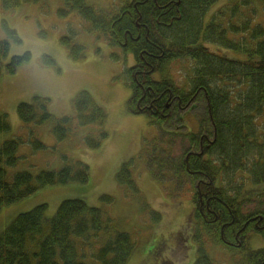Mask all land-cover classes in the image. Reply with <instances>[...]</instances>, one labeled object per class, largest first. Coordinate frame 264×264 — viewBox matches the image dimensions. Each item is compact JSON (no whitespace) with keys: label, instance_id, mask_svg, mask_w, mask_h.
Masks as SVG:
<instances>
[{"label":"trees","instance_id":"1","mask_svg":"<svg viewBox=\"0 0 264 264\" xmlns=\"http://www.w3.org/2000/svg\"><path fill=\"white\" fill-rule=\"evenodd\" d=\"M0 1L3 11L14 10L21 4V0ZM61 1L64 8L58 11L60 16L76 13L89 25L88 32L105 39L109 47L133 56L134 65L124 71L131 91V115H145L156 129H164L168 135L172 127L191 130L182 134L191 148L198 151H188L180 167L194 185V264H214L206 253V244L223 245L239 253L244 264H264V249L249 248L251 233L264 239V212H242L243 202L252 201L243 196L245 180L252 185L264 184V124L257 125L259 120L264 122V27L249 25L252 18L240 26L224 28L215 20L205 26V15L218 0H123L112 15L96 11L85 0ZM254 1L264 2L243 3L249 2L250 8ZM229 7L232 11L237 8L233 4ZM2 28L8 39L0 41V62L8 56L11 41L21 43L6 21H2ZM240 34L239 40L230 37ZM60 42L69 49L73 60L81 58L84 48L72 44L70 36L62 37ZM209 44L218 49L210 50ZM221 49L241 58L224 56ZM30 59L29 52L13 56L6 65L7 73L15 74ZM45 60L54 63L50 57ZM175 61L193 64L187 77L188 91L165 73L166 67ZM200 102L204 103L206 113L200 121L202 128L199 122L197 129L190 128L188 123L180 124L175 116L183 119L188 107ZM47 103L39 97L34 98L33 104L19 103L17 116L24 124L55 123L52 132L62 141L71 119L55 120ZM73 105L80 126L104 124L106 114L87 91L77 94ZM10 128L6 116H0V136L9 133ZM101 138L104 140L107 135L103 133ZM21 143L20 138H13L0 144V210L41 188L88 182L87 166L81 162L73 165L64 157L65 164L59 171H42L36 176L23 171L9 181L6 168L17 165ZM86 143L92 149L101 146V142H92L90 138H86ZM32 146L34 151L45 148L38 139L32 140ZM125 165L117 174V181L136 198L140 193ZM101 199L111 202L107 196ZM254 200L263 203L264 190ZM46 211V204L38 205L19 214L8 225L0 235V264H85L82 259L86 254L79 250L75 240H81L83 248L93 235L101 232L112 237L91 254L98 264H126L130 259L134 250L131 237L124 232H111L106 226L111 220L105 221L99 208L72 199L62 201L50 219L46 218ZM154 216L155 221L160 219V215Z\"/></svg>","mask_w":264,"mask_h":264},{"label":"rangeland","instance_id":"2","mask_svg":"<svg viewBox=\"0 0 264 264\" xmlns=\"http://www.w3.org/2000/svg\"><path fill=\"white\" fill-rule=\"evenodd\" d=\"M85 1L107 15L115 14L123 3V0ZM243 1L218 0L208 9L205 26L213 20L224 28L240 26L252 18L249 25L264 27V2L254 1L255 4L248 8L250 3ZM232 4L237 6L233 11L229 7ZM63 8L61 0H21L14 10L3 11L0 1V41L8 39L2 21H6L21 39L18 44L10 42L8 56L0 62V116L5 115L11 127L9 133L0 136V144L13 138L22 141L17 165L6 168L9 181L18 172L27 171L36 176L42 171H59L65 164L64 157L73 165L81 162L87 166L88 182L41 188L30 197L4 207L0 210V235L19 214L38 205H47L46 218L50 219L62 201L78 199L89 207L99 208L104 220H111L106 224L111 232H124L131 237L134 250L126 264H194L197 258L192 240L194 185L180 167L188 151H198L196 147L191 148L192 144L182 134L191 130L172 127L168 135L164 129H156L145 115H131L128 111L131 91L126 85L124 71L134 64L133 56L109 47L105 39L88 32L89 25L76 13L60 16L58 11ZM64 36H70L72 44L83 46L81 58L73 60L69 56V49L60 42ZM230 37L239 40L241 34ZM208 47L212 51L218 49L216 45ZM221 50L224 56L240 57ZM26 52L31 55L30 61L18 67L15 74H8L6 65L10 59ZM45 57H50L54 63L47 62ZM192 65L186 61L171 62L165 73L168 72L178 87L188 91L187 77L191 75ZM81 91H87L106 114L102 126L78 124L73 104ZM36 97L48 101L47 110L55 120L71 119L62 141L52 132L53 122L36 125L19 120L17 105L33 104ZM187 110L183 119L178 114L175 117L180 124L188 123L190 128L197 129V122L205 118L204 103L193 104ZM262 124L263 120L257 122L258 127ZM202 126L200 123V128ZM103 133L107 135L104 140ZM86 138L101 142V146L90 148ZM34 139L42 142L45 148L34 151ZM124 164L139 190L136 198L117 181ZM263 190L264 184L252 185L245 180L243 196L252 201L243 202V213L264 212V202L254 200ZM102 196L110 197L111 202L103 201ZM154 214L160 215L158 221L154 220ZM111 237L106 232L93 235L89 237V245L83 248L82 241L75 240L79 250L86 254L83 262L98 264L91 254ZM249 241L251 250L264 249V239L258 234L251 233ZM205 248L214 264H244L239 253L223 245L206 244Z\"/></svg>","mask_w":264,"mask_h":264},{"label":"flooded vegetation","instance_id":"3","mask_svg":"<svg viewBox=\"0 0 264 264\" xmlns=\"http://www.w3.org/2000/svg\"><path fill=\"white\" fill-rule=\"evenodd\" d=\"M122 51V50H121ZM123 52V51H122ZM134 59V58H133Z\"/></svg>","mask_w":264,"mask_h":264}]
</instances>
